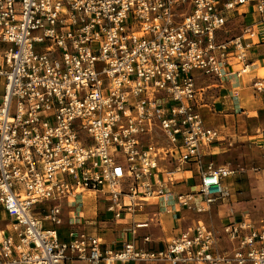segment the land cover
<instances>
[{
  "label": "built area",
  "instance_id": "2783aa9c",
  "mask_svg": "<svg viewBox=\"0 0 264 264\" xmlns=\"http://www.w3.org/2000/svg\"><path fill=\"white\" fill-rule=\"evenodd\" d=\"M249 3L264 21V0H0V206L11 221L0 264H264V221H177L152 253L134 236L140 224L118 249L87 230L83 210L88 192H104V221L119 225L146 200L200 214L224 199L236 170L205 164L222 135L205 122L211 86L199 83L228 79L230 50L247 71L255 31L219 34ZM159 138L178 155L171 174L197 167L194 189L169 186Z\"/></svg>",
  "mask_w": 264,
  "mask_h": 264
},
{
  "label": "crops",
  "instance_id": "0c3cea01",
  "mask_svg": "<svg viewBox=\"0 0 264 264\" xmlns=\"http://www.w3.org/2000/svg\"><path fill=\"white\" fill-rule=\"evenodd\" d=\"M250 16L252 18L249 19ZM232 17L233 19L229 22L228 30L221 32L219 34L220 38H226L229 34L232 35L231 37L239 35L241 23L245 22L250 24L256 33L253 39L246 38L247 41H252L253 43L251 49L248 51L247 63L249 66L247 71L241 72L244 63L241 64L236 57L237 53L230 50L227 53L228 64L226 66V70L229 73L228 79H225L221 85H217L210 80L207 81V79L200 80L199 83L200 85L210 84L211 86L209 97L206 99L205 104L200 107L205 122L209 127L217 131L219 130L222 135L221 141L214 144L207 151V155L204 158L205 164L212 162L217 166L225 165L224 163L228 159H232L237 164L247 162V154L250 148L256 145L260 149L258 144L264 142V91L258 92L254 90V81L264 78V21H262V17L258 14L256 6L253 3L238 7L233 11ZM235 89L238 90L237 98H233V91ZM2 90L3 88L0 83V93ZM229 143L232 144L231 147H229ZM261 154L263 155L262 151ZM213 156L217 159V163L211 160ZM172 158L165 160L161 157L159 159V165H162L164 160L166 166L174 164ZM186 172L192 177V184L189 186L190 189L193 185V179H198L199 181L198 169L195 165H190L187 167ZM182 176L185 180L184 173H182ZM170 183L169 186L175 191H178L176 189L177 185L187 187L185 182ZM142 203L146 204L145 202ZM149 203H152V201ZM3 211L5 212L4 209ZM223 211L225 212L226 208L222 210L218 209V215L222 217L221 213ZM167 214L172 217L174 216L177 221L183 224L194 222V218L187 215L188 213L179 207H177L176 213L172 214L167 212ZM5 217L11 222L6 212ZM87 218V224H89L87 230L92 234L106 237L115 248H121L123 243L132 237V234L125 232L124 228H115L111 222L102 220L99 225V222L96 221V225L93 224L95 222L89 220L88 215ZM221 221L222 224L217 227L218 229H221L226 222L223 218ZM93 225L94 227H90ZM10 229V223L5 228L0 227V235L2 233H9ZM122 230L124 231L122 232ZM222 246L230 249L234 247L233 243L226 239L222 240Z\"/></svg>",
  "mask_w": 264,
  "mask_h": 264
},
{
  "label": "rangeland",
  "instance_id": "374dc122",
  "mask_svg": "<svg viewBox=\"0 0 264 264\" xmlns=\"http://www.w3.org/2000/svg\"><path fill=\"white\" fill-rule=\"evenodd\" d=\"M250 18L252 17L250 16L249 19ZM244 25H248L253 30V27L250 24L245 22ZM231 36L232 35L229 34L228 37ZM218 132L220 133L219 130ZM158 140L159 153L161 157L165 160L171 159L173 157L172 159L174 164H169L166 166L164 160L162 165H159L160 170L164 173L165 180L172 183L174 182L175 184L176 182H185L187 187L183 186L182 188H179L178 192H186L190 189H194L193 187L189 189V186L192 184V177L186 172V169L188 166H190V164L183 162L182 165V167L185 169L182 172L184 173L185 180L182 176V173L175 174V176L174 174H171V172L175 170L173 166H175V164L178 162V155L172 153L173 149L169 147L168 142L164 138H159ZM229 147H231V145ZM168 151L169 153H167ZM247 156L248 161L242 164H237L236 162L232 161V159H228V161L224 163L231 169L236 170L234 175L225 178L223 181V187L225 190L224 199H221L218 204L213 205L211 209L205 213H188L187 215H190L194 218V222L198 221V219H201L209 225L219 227L222 224V218L226 221L224 224H227L229 221L227 214L232 213L234 214L233 217L236 219H247L256 226L261 225V222L264 221V186L261 187L260 184L261 181L264 182V154L262 155L260 149L254 145L252 148H250ZM211 160L214 162L216 161V163L218 162L215 156H213V159ZM210 163L212 162H209L206 165ZM194 183L198 184V179H193V184ZM108 198L109 195L104 192H88L86 198L84 199L83 210H85V216L87 217L88 215L89 220L91 222H95L93 224H96L97 221L100 225V222L105 219L101 214V211L105 209ZM81 199L83 198H80L78 201ZM150 201L146 200V204L143 205V208H137V212L134 217H128L125 215L123 216L122 220L119 221V225H116V223H111L113 226H115V228L118 229L120 227L124 229L126 227L127 229L132 227V229H134L136 228L137 224L148 223V227L136 228L134 236H136L141 247L149 249V251L152 253H159L168 243L169 238L174 237L177 234L178 223L174 216L172 217L171 215H168L167 212L156 203L157 201H152V203H149ZM249 202L252 203L248 204ZM254 204H256L255 207H253ZM241 206H247V208H249L245 209L242 213V211H240ZM231 207L234 208V212L232 211ZM223 208H226V211L221 213V217L218 215V209L222 210ZM65 221H69V216H65ZM8 223L10 222L5 217V212L3 211L2 207H0V227L5 228ZM87 226H89V224H87ZM90 227H94V225ZM147 236L150 237L151 241L147 244H144L143 239ZM226 240L229 241L228 239ZM144 264L167 263L158 259Z\"/></svg>",
  "mask_w": 264,
  "mask_h": 264
},
{
  "label": "bare ground",
  "instance_id": "6f19581e",
  "mask_svg": "<svg viewBox=\"0 0 264 264\" xmlns=\"http://www.w3.org/2000/svg\"><path fill=\"white\" fill-rule=\"evenodd\" d=\"M261 187H263L264 186V182L263 181H261ZM182 186L181 185H177L176 186V189L178 190L179 188H181ZM179 191H181V190H179ZM92 193V192H91ZM253 202H256V201H253ZM252 202H249L248 204H251ZM229 205V204H228ZM255 205L256 204H254V206L253 207H255ZM253 207H251V208H253ZM249 208V207H248ZM247 208V206H241V208H240V211H242V213H243V211L245 210V209H248ZM231 209H232V211L234 210V208L233 207H231ZM234 212V211H233ZM149 225L148 224H145V223H142V224H140V227H148Z\"/></svg>",
  "mask_w": 264,
  "mask_h": 264
}]
</instances>
